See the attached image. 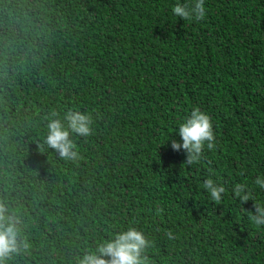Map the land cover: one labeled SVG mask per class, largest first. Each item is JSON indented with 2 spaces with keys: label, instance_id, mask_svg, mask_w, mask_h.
<instances>
[{
  "label": "trees",
  "instance_id": "trees-1",
  "mask_svg": "<svg viewBox=\"0 0 264 264\" xmlns=\"http://www.w3.org/2000/svg\"><path fill=\"white\" fill-rule=\"evenodd\" d=\"M177 3L191 0H0V200L23 221L5 264H77L129 226L148 264H264L253 201L231 192L264 203V0H205L202 20ZM193 107L216 147L185 166L171 141ZM69 110L93 118L75 161L45 143Z\"/></svg>",
  "mask_w": 264,
  "mask_h": 264
},
{
  "label": "clouds",
  "instance_id": "clouds-1",
  "mask_svg": "<svg viewBox=\"0 0 264 264\" xmlns=\"http://www.w3.org/2000/svg\"><path fill=\"white\" fill-rule=\"evenodd\" d=\"M205 0H191V3H177L172 8L174 16L183 20H202L205 17ZM52 112L48 118L45 143L59 154L62 159L75 161L79 157L77 146L70 138L72 134L88 137L92 134L93 118L90 114L79 110H69L63 120L56 118ZM66 122V124H65ZM180 142L173 139L171 147L175 151L183 149L185 166H191L201 161L205 147L212 150L216 147V137L213 131L212 119L208 113L199 107H193L190 114L178 126ZM255 185L264 189V176H256ZM210 201L220 204L226 192L222 184L208 178L203 181ZM233 198H239L240 206L249 200L253 201L254 212L247 211L250 222L264 226V203L256 202L246 184L236 183L231 189ZM246 211V210H245ZM23 221L20 216L10 211L9 205L0 200V264H5L7 258L20 250L23 243L21 230ZM169 239L172 232L167 233ZM151 246L144 232L129 226L126 230L116 232L112 238L99 243L95 250L86 251L77 264H148L145 254ZM24 247L27 244L24 243Z\"/></svg>",
  "mask_w": 264,
  "mask_h": 264
}]
</instances>
